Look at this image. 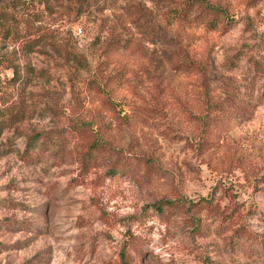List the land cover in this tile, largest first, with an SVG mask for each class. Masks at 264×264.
<instances>
[{"label":"rangeland","instance_id":"1","mask_svg":"<svg viewBox=\"0 0 264 264\" xmlns=\"http://www.w3.org/2000/svg\"><path fill=\"white\" fill-rule=\"evenodd\" d=\"M3 1L0 264H264V0Z\"/></svg>","mask_w":264,"mask_h":264},{"label":"trees","instance_id":"2","mask_svg":"<svg viewBox=\"0 0 264 264\" xmlns=\"http://www.w3.org/2000/svg\"><path fill=\"white\" fill-rule=\"evenodd\" d=\"M16 0H11L7 2L8 12L9 16L14 19L16 13L14 12L17 5L15 4ZM4 3L3 0H0V5ZM20 18V22L23 23V33H25V27H27L26 21H27V15L26 14H17ZM0 30L4 27V23L6 22V14H2L0 12ZM14 41L11 42V45H15V43H19L21 48H24L25 51L31 52V49L37 45V41L35 40H29V38H25L23 42L21 43ZM18 46V45H17ZM20 48V49H21ZM3 70H10L11 75L8 80H4V84H7V88H9L12 93L8 94L5 92L4 89H6V86L2 84L3 81L0 79V133L5 129H10L16 125L21 124L27 117L28 114V108L24 103L22 92L24 90L23 86L24 84H27L28 80L26 78H22L20 76V72L17 71V68L15 65L8 64L5 65L3 60L0 59V74ZM41 137H38V135H34L31 139H27L26 145H25V151L24 153H28L32 151L35 144L40 140ZM168 203V202H165ZM162 206L158 205L157 210L159 213L160 210H162ZM120 261L121 264H127L126 262V256L123 254H120Z\"/></svg>","mask_w":264,"mask_h":264}]
</instances>
